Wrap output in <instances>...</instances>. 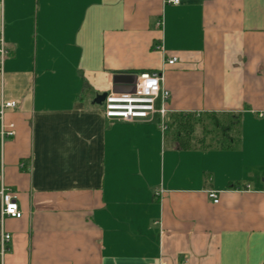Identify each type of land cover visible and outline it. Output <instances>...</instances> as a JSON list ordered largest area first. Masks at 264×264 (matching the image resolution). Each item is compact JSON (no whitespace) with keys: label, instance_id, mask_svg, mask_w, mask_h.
<instances>
[{"label":"crops","instance_id":"1","mask_svg":"<svg viewBox=\"0 0 264 264\" xmlns=\"http://www.w3.org/2000/svg\"><path fill=\"white\" fill-rule=\"evenodd\" d=\"M0 32V191L22 212L0 194V264H264V0H0ZM140 71L162 72L167 121L234 113L238 140L105 118L94 97Z\"/></svg>","mask_w":264,"mask_h":264},{"label":"built area","instance_id":"2","mask_svg":"<svg viewBox=\"0 0 264 264\" xmlns=\"http://www.w3.org/2000/svg\"><path fill=\"white\" fill-rule=\"evenodd\" d=\"M167 3H177L178 0H164ZM155 49L162 50L160 45ZM6 53L2 32H0V71L3 68L4 55ZM175 61L174 57H169L165 63L171 64ZM168 90L163 86L162 72L140 71L133 77L130 88L125 91L109 89L105 92L100 103L103 115L109 120L122 121H151L157 115V125L160 131L167 127L166 119V100ZM17 103L13 100H2L0 102V141L15 135V126L12 122L6 123L4 120L7 109L16 107ZM2 196L1 216L20 217L22 212L18 208L14 198L6 193V189L0 191ZM207 196L213 203L218 201L217 195L213 190L207 191ZM10 235L5 233L1 238V246L9 240Z\"/></svg>","mask_w":264,"mask_h":264},{"label":"trees","instance_id":"3","mask_svg":"<svg viewBox=\"0 0 264 264\" xmlns=\"http://www.w3.org/2000/svg\"><path fill=\"white\" fill-rule=\"evenodd\" d=\"M238 115L172 112L164 130L165 136L180 148L231 147L238 140Z\"/></svg>","mask_w":264,"mask_h":264},{"label":"water","instance_id":"4","mask_svg":"<svg viewBox=\"0 0 264 264\" xmlns=\"http://www.w3.org/2000/svg\"><path fill=\"white\" fill-rule=\"evenodd\" d=\"M105 93L98 94L94 97L93 101L97 104L101 103Z\"/></svg>","mask_w":264,"mask_h":264}]
</instances>
